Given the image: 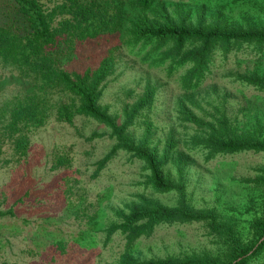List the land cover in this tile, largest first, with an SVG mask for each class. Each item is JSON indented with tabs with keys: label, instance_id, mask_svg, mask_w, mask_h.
I'll use <instances>...</instances> for the list:
<instances>
[{
	"label": "rangeland",
	"instance_id": "374dc122",
	"mask_svg": "<svg viewBox=\"0 0 264 264\" xmlns=\"http://www.w3.org/2000/svg\"><path fill=\"white\" fill-rule=\"evenodd\" d=\"M143 13L131 2V19L143 14L153 23L221 29L258 28L264 30V0H161ZM163 5L162 9H159ZM113 38L80 46L66 67L84 70L97 67L108 50L115 48ZM164 67H152L119 49L113 74L109 77L100 104L119 122L146 93L154 90L152 102L135 115L131 131L163 151L172 133L190 156L181 165L184 170L187 200L196 208H216L228 215H240L245 230L243 239L251 242L249 220L255 216L247 179H255L264 169V153L253 151L220 153L216 156L183 145L191 135L179 112L182 105L207 121L226 116L244 129L264 137V92L243 86L228 77L232 72L264 75V45L244 44L227 58L214 57L213 76L196 94L198 107L191 106L179 77L186 68L169 77ZM34 87L12 68L0 69V212L10 209L14 216L0 218V264H117L126 252L128 240L121 232L107 234L114 210H128L144 195L163 204H176L177 194L158 193L147 184L143 162L120 152L103 169L99 162L112 150L115 140L110 130L93 119L78 117L73 125L49 119L40 128L20 131L7 128L11 112L20 99ZM187 102V104H186ZM29 140L26 153L17 150L16 138ZM92 137V138H91ZM91 138V139H89ZM65 158L64 163H58ZM177 179V166L171 167ZM105 216L100 217L101 210ZM107 214V216H106ZM254 215V216H253ZM98 220V224L91 221ZM90 222V223H89ZM61 241V242H60ZM60 242V245L57 243ZM139 259L185 257L221 253L219 242L202 223L162 224L154 233L141 237L131 248ZM251 264H264V252Z\"/></svg>",
	"mask_w": 264,
	"mask_h": 264
},
{
	"label": "trees",
	"instance_id": "16d2710c",
	"mask_svg": "<svg viewBox=\"0 0 264 264\" xmlns=\"http://www.w3.org/2000/svg\"><path fill=\"white\" fill-rule=\"evenodd\" d=\"M160 1L0 0V69H14L34 87V91L20 99L12 110L7 128L25 132L44 126L52 118L71 125L78 117L93 119L110 130V137L115 140L112 150L99 162L100 169L120 152H126L143 162L150 188L163 194L176 192L177 201L173 205L142 195L128 206L129 211L114 210V220L107 226V234L110 236L119 231L128 240V248L117 264H251L264 252V169H259L255 179L244 182L251 193L248 213L252 212L251 206L258 209L248 223L252 240L246 242L242 237L245 226L241 228L239 224L240 215L224 214L216 208L199 209L187 200L181 165L190 153L180 147L181 140L172 133L163 151L157 146L152 147L148 142L151 125L147 122L145 138L134 136L131 127L135 125V115L152 102L154 90L147 89L140 100L125 111L123 122L100 104L119 49H127L149 66L164 67L169 77L186 68L179 82L186 92L187 102L198 107L195 97L213 76L216 53L227 58L234 48L241 50L244 44L259 45L260 48L264 45V30L258 28L226 30L215 26L163 25L151 22L143 14L131 19L128 9L131 2L145 13L155 4L160 5ZM162 8L163 5L159 9ZM104 38H113L116 46L107 51L97 67L82 71L66 67L80 46L97 44ZM228 77L239 85L264 92V75L232 72ZM179 113L182 123L192 131L191 135H186L183 145L191 152L200 149L209 156L246 151L264 153V137L258 131L259 136L244 129L243 135L239 136L238 126L230 124L226 116L216 119L213 115L207 121L185 105ZM28 141L24 133L17 137V150L25 152ZM1 153L0 148V164ZM65 161V158L57 160L58 163ZM174 165L178 170L177 179L172 176ZM105 213L102 208L100 217L103 218ZM7 215L14 216L15 211L0 212V218ZM196 222L207 226L219 242L220 254L142 260L131 253V248L141 237L151 236L162 224ZM91 223L100 222L94 220Z\"/></svg>",
	"mask_w": 264,
	"mask_h": 264
},
{
	"label": "water",
	"instance_id": "95a60500",
	"mask_svg": "<svg viewBox=\"0 0 264 264\" xmlns=\"http://www.w3.org/2000/svg\"><path fill=\"white\" fill-rule=\"evenodd\" d=\"M264 240V238L262 239V241Z\"/></svg>",
	"mask_w": 264,
	"mask_h": 264
}]
</instances>
